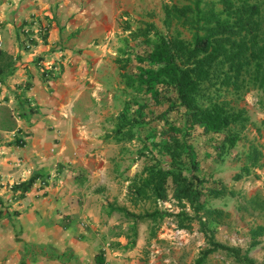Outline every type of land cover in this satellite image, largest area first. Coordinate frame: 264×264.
Here are the masks:
<instances>
[{"label":"crops","instance_id":"1","mask_svg":"<svg viewBox=\"0 0 264 264\" xmlns=\"http://www.w3.org/2000/svg\"><path fill=\"white\" fill-rule=\"evenodd\" d=\"M147 3L0 0V20L32 30L0 80L8 104L24 97L16 123L0 131V264H169L162 253L175 224L140 217L161 211V201L129 192L147 155L160 154L140 123L120 117L127 108L139 119L143 106L137 85L122 76L117 31ZM39 20L44 39L34 32ZM180 209L170 210L177 223ZM184 209L192 214L188 202Z\"/></svg>","mask_w":264,"mask_h":264},{"label":"trees","instance_id":"2","mask_svg":"<svg viewBox=\"0 0 264 264\" xmlns=\"http://www.w3.org/2000/svg\"><path fill=\"white\" fill-rule=\"evenodd\" d=\"M218 1L221 3L218 9L213 0L165 4L163 23L169 27L175 21L189 29L191 37L181 36L180 30L163 34L153 22H147L146 31L142 33L130 30L133 38H138L131 46L139 65L134 64L126 52L117 58L128 84L142 86L153 103L164 97L168 102L167 107L156 115L163 120V125H167L163 133L168 137L153 145L160 155L145 158L141 175L131 183L129 192L159 200L172 196L181 207L180 212L175 213L181 227L189 226V221L197 218L200 227L206 229L207 219H216L213 213L224 212L221 208L208 206L207 199L232 193L227 185L214 177L210 166L202 167L192 152L189 138L195 135L194 130L200 128L204 134L215 138L213 149L223 157L234 148L238 150L236 145L243 139L242 130L249 122L246 109L237 106V99L243 93L257 89L260 92L258 102L264 106V0ZM124 28L130 29L126 21ZM150 28L156 30L158 39L152 40L146 34ZM10 61V54L0 48V77ZM175 107L183 116L182 122L177 117H170ZM132 112L130 109V114ZM127 114V108L120 114L125 124L131 126L141 122ZM243 146H246L244 141ZM242 152L246 159L242 168L261 164L262 151L253 142ZM189 168L196 169L199 174H185ZM33 180L34 176H31L17 185L24 191ZM186 202L191 215L184 209ZM161 214L162 211L154 210L139 216L156 218ZM262 232L263 225L251 228L253 245ZM210 240L223 246L212 238ZM236 253L239 254L238 250ZM239 258L244 264H260L248 255L239 254ZM204 261L205 254L202 253L191 264H204Z\"/></svg>","mask_w":264,"mask_h":264},{"label":"rangeland","instance_id":"3","mask_svg":"<svg viewBox=\"0 0 264 264\" xmlns=\"http://www.w3.org/2000/svg\"><path fill=\"white\" fill-rule=\"evenodd\" d=\"M190 1L148 0L145 10L129 11L130 13L128 12L126 17L122 18L119 23L120 29L117 32L120 34L119 40L122 45L118 47V54L122 55L126 52L132 58L134 64H137L131 44L136 42L138 38H133L134 36L130 33V30L142 33L146 31L147 22H153L163 34H174L177 30H180L181 36L190 38L192 33L185 26L175 21L169 27L163 23V7L165 4L183 5L190 3ZM213 1L217 9L221 7V3L218 0ZM125 21L130 24V29L124 28ZM8 22L10 23L8 24ZM31 32L29 25H16L8 18L0 20V35L6 41V45L0 46V48L11 56L10 64L0 77L1 80L6 79L16 67V57L18 56L16 54V46L21 45L20 40L29 39ZM34 32L41 39L46 38L47 33L41 20L38 22V29L34 30ZM146 34L152 40L158 39L155 29L150 28ZM144 84L146 85V83ZM144 84L143 86L145 87ZM137 90L139 92V103L143 106L140 110L142 113L138 115L141 120L140 127L148 131V135L145 136L148 137L150 145L153 146L168 137L166 133H163V129L164 127L167 128V125H163V120L156 117L159 111L162 112L167 107L168 102L164 97L160 102L152 104L151 97L149 98V94L143 92L142 86H137ZM12 91H14L15 95L20 93L15 90ZM259 96L260 92L257 89H251L243 93L236 101L237 106L244 107L249 115V122L242 130L243 139L236 145L238 150L234 148L222 157L217 155L213 149L215 138L204 134L200 128H196L194 130L195 135L190 136L191 150L195 153L202 167L210 166V170H213L212 174L227 185L232 193L231 195L226 194L208 198L206 201L208 206L221 208L224 212L220 214L213 213L216 219H207L206 229L200 227L201 225L197 218L189 221L190 231L186 232L184 231L185 227L177 226V221L170 214H166V212H171L170 210L172 209H178L180 205L170 198H168L170 200L161 201V222H165L168 225L173 223L175 224L173 229H176V236L172 239V242L164 245L162 254L169 260L166 263L191 264L195 258L203 253L205 254L204 264H244L239 258V254L248 255L255 262L264 264V232L256 237L257 242L254 245L252 244L253 238L250 233L251 228L258 225L264 226V106L258 102ZM21 99L16 100L15 104H8L6 102L8 100L7 95H2L0 92V131H6L7 128H11L16 123V118L21 113L19 110L24 97H21ZM170 115H172L170 116L171 119L177 117L180 122L183 120V116L176 110V107L172 109ZM243 141L246 146L253 142L261 149L262 158L260 159V165H249L247 168H242L246 160L242 152L246 147L243 146ZM150 145L147 148L149 152L150 149H153ZM198 166L200 165L198 164ZM193 173L199 174L194 168H189L185 171L187 175ZM238 173L241 175L236 178L235 176ZM144 204L148 207H146L147 209L152 206L148 202H144ZM210 238L215 243H221L223 246L211 243ZM148 241L146 240L143 249V256L146 259L151 256V247ZM233 249L238 250L239 254Z\"/></svg>","mask_w":264,"mask_h":264},{"label":"clouds","instance_id":"4","mask_svg":"<svg viewBox=\"0 0 264 264\" xmlns=\"http://www.w3.org/2000/svg\"><path fill=\"white\" fill-rule=\"evenodd\" d=\"M215 177V176H214ZM159 201H163V200H159ZM179 227H181V226H179ZM180 230V229H179Z\"/></svg>","mask_w":264,"mask_h":264}]
</instances>
